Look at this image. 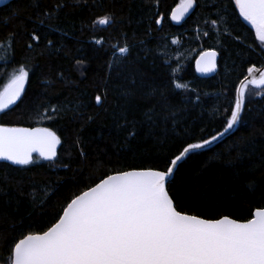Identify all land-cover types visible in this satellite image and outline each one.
I'll list each match as a JSON object with an SVG mask.
<instances>
[{"label":"trees","instance_id":"16d2710c","mask_svg":"<svg viewBox=\"0 0 264 264\" xmlns=\"http://www.w3.org/2000/svg\"><path fill=\"white\" fill-rule=\"evenodd\" d=\"M179 2L13 0L0 8V91L21 66L29 72L23 95L0 113V125L49 128L61 138L51 162L37 157L24 166L0 162V264L10 254V241L46 230L62 206L104 176L164 167L162 161L187 143L223 132L248 67L264 66V47L234 0H196L181 24L170 19ZM58 4L64 7L54 11ZM105 16L110 23L98 24ZM33 28L42 39L29 49ZM101 38L102 44L95 43ZM125 45L129 53L117 60L118 48ZM207 50L218 54L217 71L202 78L194 62ZM132 76L136 94L130 97ZM176 83L187 88L178 89ZM153 90L171 104L169 109L158 105L169 119L154 132L142 116L149 107L143 95ZM252 91L234 130L180 163L171 186L181 197L179 210L244 221L264 206V88ZM157 100L159 95L152 103ZM126 109L138 129L130 141L127 129L118 127Z\"/></svg>","mask_w":264,"mask_h":264},{"label":"snow or ice","instance_id":"6c2138e0","mask_svg":"<svg viewBox=\"0 0 264 264\" xmlns=\"http://www.w3.org/2000/svg\"><path fill=\"white\" fill-rule=\"evenodd\" d=\"M195 2L184 0L182 6L172 12L171 19L179 22ZM235 5L255 29L256 38L264 44V0H235ZM62 7L63 4H58L54 11ZM162 19L155 23L161 24ZM38 23L42 25L44 20L38 19ZM97 23L107 25L110 17L105 16ZM41 39L33 28L27 48H33L34 44L38 46ZM47 43L51 45L52 41ZM95 43L102 44V38ZM129 51L127 45L119 47L116 59L126 57ZM216 57L214 50L202 52L196 61L197 71H214ZM113 67V64L109 65L110 70ZM247 73L236 90L235 104L223 132L187 143L179 154L162 161L164 167L117 170L104 176L62 206V214H58L46 230L21 233L19 238L10 241V254L3 264H264V206L255 208L250 212L251 218L244 221L228 216L205 219L179 210L181 197L171 187L181 162L212 144L240 121L249 85L264 88V71L252 66L248 67ZM140 75L142 78L143 73ZM28 78L29 72L23 66L11 76L0 91V112L21 97ZM129 83L131 88L126 95L131 97L136 94L133 91L136 76H132ZM175 87L187 88V85L176 83ZM157 95L161 100L152 103ZM143 99L149 107L142 116L149 123V130L154 132L161 127V121L166 123L169 119L158 111V105L169 109L171 104L156 90L144 94ZM95 101L100 105L102 97L97 95ZM92 119L88 117L89 121ZM121 119L123 122L118 127L127 129L125 139H136L137 121L127 118V109ZM162 130L167 131L166 128ZM60 144L61 138L49 128L0 125V160L14 165L32 164L34 153L44 160H53ZM81 155H84L82 150Z\"/></svg>","mask_w":264,"mask_h":264},{"label":"water","instance_id":"95a60500","mask_svg":"<svg viewBox=\"0 0 264 264\" xmlns=\"http://www.w3.org/2000/svg\"><path fill=\"white\" fill-rule=\"evenodd\" d=\"M11 1H13V0H3V2L0 3V8L3 7V6H5V5H7V4H9ZM234 3H235V0H234ZM182 4H183V3H182ZM182 4H180V5L176 6V7H174V8L171 10V12H170V19H171V14H172V12H173L174 10L180 8V7L182 6ZM194 9H195V5H194V7H193L192 9H190L187 13H185L183 19H181L179 22L173 21L172 19H171V21L174 22V23H178V24L183 23V22H184V21H185V20H186V19H187L192 13H193ZM237 9H238V8H237ZM238 10H239V9H238ZM207 51H209V50H207ZM199 58H200V55L197 56V58L195 59V62H194L195 72H196L197 76L202 77V78H206V77L213 76V75L216 73V71H217V60H218V54H217V57H216V68H215V70L212 71V72H204V73H202V72H198V71H197V69H196V61H197ZM251 67H252V66H251ZM255 68H257V69H259V70H261V71H264V66H259V67H258V66H255ZM246 75H248L247 72H246ZM256 75H257V77H258V76H259V72H257ZM249 78L251 79V77H249ZM243 79H244V78H243ZM243 79H242V80H243ZM26 84H27V81L25 82V88H26ZM239 87H240V83H239V85H238V88H239ZM25 88H24V90H25ZM238 88H237V89H238ZM23 93H24V92H23ZM23 93L21 94V96L23 95ZM236 95H237V93H236ZM20 98H21V97H20ZM20 98H19V99H20ZM19 99H18L14 104L9 105L8 108H10V107H12L13 105H15V104L19 101ZM8 108H7V109H8ZM0 113H1V112H0ZM235 126H236V125H234V127H233L231 130H229L228 132H225L224 135H223L222 137L218 138L216 141H213L212 144L207 145L205 148H207V147H209V146L215 144V143L218 142L219 140H221V139H223L224 137L228 136V135L234 130ZM8 127H10V126H8ZM23 128H30V127H23ZM31 128H44V127H31ZM59 148H60V145L57 146V155H58V152H59ZM205 148H204V149H205ZM33 155H34V157L39 158L35 153H34ZM56 157H57V156H56ZM56 157H55V158H56ZM55 158H54L53 160H55ZM40 159H42V158H40ZM42 160H43V161H46V162H51V161H53V160H44V159H42ZM0 162H1V163H6V164H9V165H12V166H21V165H14V164H12L11 162H8V161H2V160H0ZM97 183H98V182H97ZM93 186H94V185H93ZM61 214H62V213H61Z\"/></svg>","mask_w":264,"mask_h":264},{"label":"rangeland","instance_id":"374dc122","mask_svg":"<svg viewBox=\"0 0 264 264\" xmlns=\"http://www.w3.org/2000/svg\"><path fill=\"white\" fill-rule=\"evenodd\" d=\"M184 2V0H180V2H179V4L178 5H180V4H182ZM178 5H176V6H178ZM175 6V7H176ZM244 21L253 29V32H254V34H255V29L253 28V26L248 22V21H246L245 19H244ZM255 37H256V34H255ZM256 40L258 41V43L261 45V46H263L264 47V44H261V42L256 38ZM246 76V75H245ZM11 78V77H10ZM4 88V87H3ZM253 88H255L254 86H252V85H249V88H248V91H247V93H246V97H248V96H250V95H252L253 94ZM3 90V89H2ZM1 90V91H2ZM252 92V93H251Z\"/></svg>","mask_w":264,"mask_h":264}]
</instances>
